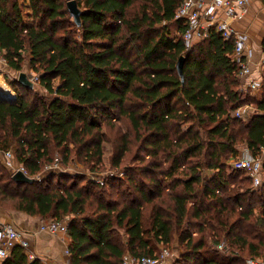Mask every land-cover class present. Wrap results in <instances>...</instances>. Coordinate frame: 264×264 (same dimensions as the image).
Listing matches in <instances>:
<instances>
[{"label": "trees", "instance_id": "16d2710c", "mask_svg": "<svg viewBox=\"0 0 264 264\" xmlns=\"http://www.w3.org/2000/svg\"><path fill=\"white\" fill-rule=\"evenodd\" d=\"M77 1L84 7L80 25L68 0H0V54L17 71L25 53L37 57L38 81L48 92L32 99L21 94L19 102L0 97L1 208L67 219L73 264L156 257L175 236L184 246L181 264H247L264 257V182L253 188L246 172L227 164L247 146L263 153L264 179V97L244 86L234 40L213 28L187 49L186 26L176 17L183 0ZM182 55L183 79L177 69ZM4 87L0 83L2 93ZM244 104L254 107L252 114L237 117ZM117 111L142 145V177L130 168L124 178L102 180L46 169L58 159L56 149L67 165L71 145L93 170L100 166L103 122H112ZM131 144L127 135L115 167ZM8 150L34 182L13 179L3 159ZM221 242L227 252L217 248ZM0 264L44 262L16 245Z\"/></svg>", "mask_w": 264, "mask_h": 264}, {"label": "built area", "instance_id": "2783aa9c", "mask_svg": "<svg viewBox=\"0 0 264 264\" xmlns=\"http://www.w3.org/2000/svg\"><path fill=\"white\" fill-rule=\"evenodd\" d=\"M248 0H183L177 10L176 17L181 19L186 28L181 32L187 49L195 42L207 38L210 31L214 28L222 34L225 39H233L235 43L233 57L240 66L239 76L245 77L250 71V56L251 53L245 55L248 47V35L245 32L239 31L233 24V20L242 17ZM220 11L225 13V17L220 16ZM264 59V58H263ZM264 64V60H263ZM262 81L251 80L246 89L251 92L261 87ZM254 107L250 104L239 106L235 110V115L240 118H248ZM264 150V149H263ZM5 165L14 174L18 170H22L26 174L24 164L19 163L14 153L11 150L3 152ZM60 161L57 159L54 163L47 165V170L59 169ZM227 164L235 169L244 171L252 179V187L258 188L264 182L263 179V153L254 154L247 146H243L238 155L230 158ZM68 220L42 219L39 229L48 231L54 234L68 235ZM20 245L27 251L29 258L37 257L36 253L30 248L31 242L26 237L25 233L12 225L11 223L0 220V261L9 256L11 249ZM217 248L222 252H227L228 247L225 242L217 245ZM68 252V250H67ZM170 251L164 248L159 256L136 257L130 254L124 256V264H168ZM44 264H52L45 262ZM247 264H264V257L249 258Z\"/></svg>", "mask_w": 264, "mask_h": 264}, {"label": "rangeland", "instance_id": "374dc122", "mask_svg": "<svg viewBox=\"0 0 264 264\" xmlns=\"http://www.w3.org/2000/svg\"><path fill=\"white\" fill-rule=\"evenodd\" d=\"M81 8L84 9V7ZM31 20L32 19H30V21ZM25 55H26V60L23 63V67L21 70L17 71L10 68L5 58L0 54V77L2 80L0 83H4V86L6 88V91L4 92L5 95H8L9 88H11L10 95H12L13 90L15 91V94L17 96L16 101L18 102H19L18 98L21 97V94L28 95L30 99L34 98V96H36L37 94L41 96L48 95L46 89L38 81V76L42 72L40 60L37 57L29 55L28 53H25ZM22 71H24L27 74V76L34 82V87L30 91H28L29 93L25 92V89L20 87L19 85L13 87V85L11 84V81L18 79L19 73ZM112 117H113L112 122L108 121L107 119H104L102 126L103 128L101 133L104 137V141L102 143L104 155H103V162L101 163V165L97 166L93 170L92 163L87 162L86 158L84 157L85 154L84 153L82 155L78 154L76 148H74L73 145H71L74 150H72L70 161L68 162L67 165L65 164L63 165L62 163L59 164V169H60L59 171L71 175H80V176H87L92 178L94 177L96 179L102 180L104 176H107L109 174L124 178L126 177L124 174L126 171L133 172L132 170H128L130 168L133 169L134 173L137 174V178L142 177L140 174L142 172L144 164L147 162L145 160L144 161L138 160V158L142 156L144 153L143 149L140 150V146L142 145H140L139 143L138 144L135 143L134 140L135 134L131 131L129 122L125 116H120L119 111H117V113H114ZM127 135L130 139H132L131 146L133 150L125 153L124 157L122 158L121 166L117 168L113 165V163H115V161L119 158L121 154L120 147L125 143V138L127 137ZM54 156L60 160H63V154L59 149H56ZM124 166L127 168L123 169ZM204 173H206V170L204 171ZM207 175L210 174L207 173ZM150 176H152V174H150ZM182 176L183 175L181 174L180 178ZM35 177L40 178L41 176H35ZM70 182L71 181H66L67 184H69ZM84 182H86V180H80L79 184H83ZM174 182L175 180H167V181L165 180V185L168 186L169 184H173ZM55 184H57L56 181ZM176 190H182V186L180 185L177 186ZM1 207L2 206H0L1 210L6 212L9 211ZM162 247H163L162 245L158 247L160 252L162 251ZM168 247L170 251V256L167 259L168 264H181L182 262H184L183 259L182 260L180 259L182 258L181 254L183 252L184 246L180 245L178 236H175L173 243ZM30 248L32 249L31 246Z\"/></svg>", "mask_w": 264, "mask_h": 264}, {"label": "crops", "instance_id": "0c3cea01", "mask_svg": "<svg viewBox=\"0 0 264 264\" xmlns=\"http://www.w3.org/2000/svg\"><path fill=\"white\" fill-rule=\"evenodd\" d=\"M220 16L225 13L220 11ZM232 24L248 35L247 54L251 53L250 73L242 77L246 87L251 80L262 81L261 87L254 91L258 98L264 97V0H248L242 17L233 20ZM4 159V158H3ZM0 220L11 223L21 229L31 242L32 250L43 262L52 264H73L69 251V237L39 229L41 219L19 211L0 209ZM68 250V252H67ZM168 262V261H167Z\"/></svg>", "mask_w": 264, "mask_h": 264}, {"label": "water", "instance_id": "95a60500", "mask_svg": "<svg viewBox=\"0 0 264 264\" xmlns=\"http://www.w3.org/2000/svg\"><path fill=\"white\" fill-rule=\"evenodd\" d=\"M68 9L70 14L72 15L74 21L76 22L77 25L81 24V15L83 13V9L79 6L77 0H68ZM185 59L186 56L182 55L178 62H177V69L178 72L181 76V78H184V64H185ZM19 83L24 85L25 87L28 88H33L34 87V82L27 76V74L22 71L19 73L18 79ZM0 97L4 98L10 102H14L17 100V96L13 95H5L0 91ZM13 179L17 183H31L35 181V178L26 174L22 170L16 171L13 175Z\"/></svg>", "mask_w": 264, "mask_h": 264}, {"label": "bare ground", "instance_id": "6f19581e", "mask_svg": "<svg viewBox=\"0 0 264 264\" xmlns=\"http://www.w3.org/2000/svg\"><path fill=\"white\" fill-rule=\"evenodd\" d=\"M6 91V88L4 87V92ZM3 94H5V93H3Z\"/></svg>", "mask_w": 264, "mask_h": 264}]
</instances>
